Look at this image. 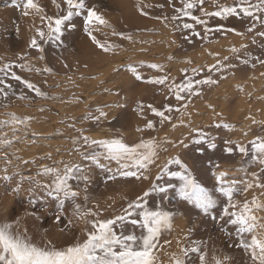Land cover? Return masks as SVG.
I'll return each mask as SVG.
<instances>
[{
  "label": "rangeland",
  "instance_id": "1",
  "mask_svg": "<svg viewBox=\"0 0 264 264\" xmlns=\"http://www.w3.org/2000/svg\"><path fill=\"white\" fill-rule=\"evenodd\" d=\"M85 2L107 21V26L91 24L92 35L115 48L104 51L92 42L84 30L86 11L65 22L59 40L42 41L36 33L40 30L47 34L48 22L41 20V15L54 20L66 14L63 0H34L43 11L29 10L27 16L23 14V0H17L19 8L12 6V0H0V67L12 65L7 74L0 72V122L10 124L9 114L29 118L26 126L17 125L15 129L0 125V138L6 141L0 142V223H13L39 246L64 248L86 239V232L92 231L89 221L124 214L128 203L147 191L149 195L139 200L144 209H136V215L128 217L138 220L137 225L125 223L124 234L139 237L144 233L138 215L142 210L169 213L170 220L162 227L159 246L154 250L156 264H172L177 257L185 259L186 264H200L198 254L181 253V249L193 247L205 255V264H214L213 257L221 264H252L249 253L235 247L239 242L235 227L227 223V217L220 218L222 208L228 206L227 198L214 193L216 206L204 213L181 198L182 181L161 174L159 166L168 159H179L187 171L170 164L169 172L190 175L210 191L216 184L214 175L224 171L225 184L235 181L234 203L242 205L254 197L264 201V189L243 190L252 173L260 174L264 183V166L259 163L262 157L250 143L264 139V12L252 7L253 17H246L239 11L242 6L258 5L259 0H203V4L184 0L194 4L187 10L188 16L176 11L183 8L182 0ZM221 7H236L237 12L226 18L206 15ZM192 16L203 23L197 24ZM185 23L193 28L184 29ZM32 39L42 52L29 46ZM227 43L235 44L232 48L237 51L200 62L206 49ZM217 61L221 67L208 72V66ZM153 63L161 65V70L147 67ZM130 65L142 80L128 71ZM193 68L200 69L199 75L193 74ZM13 73L34 84L42 96L13 79ZM164 76L168 79L163 85L146 82ZM186 77L216 83L196 85L193 94L182 92L183 99L177 101L169 87L183 84ZM165 106L172 109L165 112L171 119L161 122L151 109L164 111ZM98 108L106 118L89 119L99 115ZM182 120L190 125L183 126L179 133L175 128ZM149 121L154 126L151 130L146 127ZM84 136L121 139L129 146L150 139L169 143L162 146L167 151L160 149L155 163L148 166L145 180L144 171L138 167L130 170L140 179L125 178L113 160L103 159L101 167L84 160ZM229 140L232 145L225 143ZM237 143L247 149L246 153L233 151L228 155L225 148ZM210 144L215 148H209ZM76 148L82 149L79 155ZM60 161L79 163L85 169L81 175L88 177L87 183L76 179L69 182L78 196L62 208L32 183L33 179L40 184L51 183V176L37 173L44 166L62 168ZM5 175L9 179H3ZM17 186L18 192L14 191ZM159 187L166 191L159 192ZM240 210L231 209L237 213ZM85 211L95 215L78 218ZM258 215L264 217V212ZM116 231L119 233L120 228ZM245 239L250 240V236Z\"/></svg>",
  "mask_w": 264,
  "mask_h": 264
},
{
  "label": "snow or ice",
  "instance_id": "2",
  "mask_svg": "<svg viewBox=\"0 0 264 264\" xmlns=\"http://www.w3.org/2000/svg\"><path fill=\"white\" fill-rule=\"evenodd\" d=\"M64 4L67 6L66 14L60 16L59 18L52 19L51 17L45 18L41 15V20L47 19L48 22V32L47 34L43 31L37 30V36L40 37L42 41H56L59 40L62 34V26L65 22H71L73 16H80L82 11H86V17L84 19V30L88 34L89 38L98 48L108 51L115 48L113 44H102L95 36L92 35L90 30V25L95 23L98 25L107 26V21L99 15L93 8L86 5L85 0H63ZM171 2V0H169ZM203 4V0H199ZM183 8L176 9L177 12H183L185 16H188V9L194 7L193 3H185L182 0ZM12 6L19 8L21 5L17 3V0H12ZM59 7V5H57ZM252 7H256L259 11L264 12V0H259L258 5H249L248 7H240L239 11L246 17H253ZM23 14L27 16L29 10L35 11L36 13H41L43 11L34 0H23ZM237 12L236 7H221L218 11L208 12L206 15L226 18L231 15H235ZM179 17H173L177 19ZM191 19L195 20L197 24L203 23V21L192 16ZM184 29H192L193 25L189 23L183 24ZM248 31H252L251 28ZM115 35V33H113ZM193 35H199L193 32ZM47 37V38H46ZM125 39H131V37H122ZM188 39L187 36L184 37ZM32 48H36L38 51L42 52L43 49L39 47L36 39H32L29 45ZM232 52H236L235 48L230 49ZM24 59V57H21ZM43 59V57H41ZM171 59V57H169ZM228 57L225 56L224 60ZM190 63V61H187ZM12 65H3L0 67V72L7 74L8 68ZM22 68H26L27 65H20ZM148 68L154 70H161V65L159 64H148ZM221 65L219 61L208 66V72H212L215 69L220 68ZM43 71L49 72L50 69L44 68ZM128 71L134 76L136 80H142L143 77L138 73L137 69L133 66L128 67ZM192 72L194 75H199L200 69L193 68ZM12 78L20 81L25 85V87L31 91H34L37 96H42L39 88L34 84L21 80V77L13 73ZM167 76L160 77L157 79H148L146 82L150 84H165ZM3 83V80H0ZM215 80L203 79L194 80L193 77H186L185 82L181 85L173 83L169 87V91H175V99L180 101L183 99L181 93L188 92L189 94L194 93V88L199 84H214ZM198 94V93H197ZM23 98V97H22ZM123 105H109L108 107H115ZM143 109V105H139ZM151 107V106H149ZM155 116L161 118V122L165 120H170L171 118L165 115V112H171L172 109L165 106L164 111H158L155 108L151 109ZM98 116L89 117V119L100 120L106 118L107 114L101 110L97 109ZM179 111V109H177ZM10 124L8 121L0 122L2 126H10L13 129L17 125H27L28 119L17 118L13 114H9ZM147 129H153V124L149 121L146 125ZM173 128L176 125L172 126ZM142 129H137L141 131ZM200 135H203L200 133ZM84 150L83 159L87 162L101 167V161L103 159H110L115 161L120 168V175L127 177H136L137 173L131 171L132 167H138L144 171L143 179L147 180V170L148 166L155 163L159 156V150L167 151V148H162L167 140L158 141L156 139H150L147 142L141 140L132 146L125 144L121 139H90L87 136L82 137ZM0 142L3 141L0 138ZM200 143V141H196ZM226 144L232 145V141H226ZM251 146L253 151L258 153L262 158L259 163L264 166V139H257L251 141ZM209 148H215L214 144H210ZM81 148H76L74 151L79 155L82 151ZM95 149H100L102 151H95ZM92 150V151H88ZM233 151L244 155L247 149L242 144H235L225 148V152L231 155ZM27 163V161H25ZM63 164V167H47L44 166L37 175L51 176V183L40 184L35 179L32 183L43 192L46 197H49L55 201H58L59 207H63L66 201L75 200L78 196V191L73 190L71 180H83L87 183L88 177L81 174L84 173V167L76 162H58ZM170 164L179 165L183 171H187L184 165L179 159H168L162 165L159 166V172L161 174L170 175L171 177H178L182 184L180 186L181 198L191 203L195 208L200 209L204 213H207L209 209H213L216 206V200L214 198V193L219 194L227 198V207L222 208L221 219L227 217V223L235 227L238 235L239 242L235 245L238 249H242L246 253H249L252 264H264V217L258 215L259 212H264V201H258L255 197L251 201H245L242 205H238L233 202V196L235 191V181H229L225 184L226 172L220 171L218 174L214 175V180L216 184L212 191L203 187L200 183L192 178L190 175H182L181 172H169L168 166ZM261 173H264V167L261 168ZM260 174L252 173L249 181L245 184L244 191L252 189L253 187L264 189V183L260 182ZM3 179L7 180L9 177L5 175ZM157 179H160V175H157ZM155 187V186H153ZM159 192L163 193L166 191L164 187H159L157 189ZM14 191H19V186H17ZM149 192L145 191L143 197H147ZM264 196V193H261ZM143 197H138L137 201L128 203L127 207L123 209L122 215H117L112 219L107 220H92L89 221L92 231L86 232V239L83 242H77L74 245H70L64 248H56L55 246H49L45 244L44 246H39L32 242L31 238L27 236L26 232L22 233L19 231L18 227L13 223L4 222L0 223V264H156V258L154 255V250L158 248L159 235L161 233L162 227L168 224L170 220V214L167 212L160 211H148L142 210L139 212V218L141 227L144 233L139 237L135 234H124L125 223H131L133 226L137 225L138 220L131 219L128 217L136 215V209H144V205L139 202ZM31 203V201H30ZM77 212H79L80 206H75ZM240 208V212L231 211V209ZM83 215H95V213H89L85 211L84 214L78 216L82 218ZM60 217L57 216V222H59ZM120 228V232L116 231V228ZM259 229V231H258ZM223 230V229H222ZM250 236V240H246L245 237ZM195 253L199 255L200 264H205V255L200 254L198 248L191 249H181V253L185 256L187 254ZM214 264H221V261L213 257ZM172 264H186L185 259L179 257L172 261Z\"/></svg>",
  "mask_w": 264,
  "mask_h": 264
},
{
  "label": "bare ground",
  "instance_id": "3",
  "mask_svg": "<svg viewBox=\"0 0 264 264\" xmlns=\"http://www.w3.org/2000/svg\"><path fill=\"white\" fill-rule=\"evenodd\" d=\"M227 46H222V45H218V46H213L209 49H206L203 53L202 56L200 57V62H211L212 60L221 57L222 55H224L226 52H228L230 49H232L233 45L234 47L236 46L235 44H231V43H227ZM222 47H227L225 49H223ZM164 48V47H162ZM41 113V112H40ZM35 115H37V113H35ZM188 118V117H187ZM198 122V121H197ZM188 122H186L185 120H182L178 125L177 128H175L176 130H179V133L181 131L182 128H185L183 126H187ZM190 125V124H189ZM188 125V126H189ZM182 132V131H181ZM178 133V132H177ZM178 133V134H179ZM176 135V134H175Z\"/></svg>",
  "mask_w": 264,
  "mask_h": 264
}]
</instances>
